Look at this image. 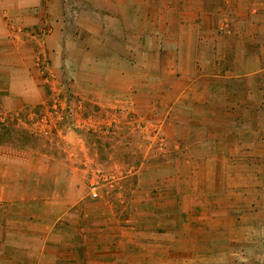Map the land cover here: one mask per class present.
<instances>
[{
	"label": "crops",
	"instance_id": "crops-1",
	"mask_svg": "<svg viewBox=\"0 0 264 264\" xmlns=\"http://www.w3.org/2000/svg\"><path fill=\"white\" fill-rule=\"evenodd\" d=\"M68 90L170 136L167 162L190 168L176 189L193 208L262 213L264 0H0V121L41 107L60 120ZM19 179L0 175L16 224L31 221L8 189Z\"/></svg>",
	"mask_w": 264,
	"mask_h": 264
},
{
	"label": "rangeland",
	"instance_id": "rangeland-1",
	"mask_svg": "<svg viewBox=\"0 0 264 264\" xmlns=\"http://www.w3.org/2000/svg\"><path fill=\"white\" fill-rule=\"evenodd\" d=\"M66 95L60 120L41 107L0 121V142L31 148L0 150V175L20 178L8 187L23 198L17 211H31L16 224L0 201V264H264V209L193 208L179 195L190 168L167 162L170 136L142 131L124 106Z\"/></svg>",
	"mask_w": 264,
	"mask_h": 264
}]
</instances>
